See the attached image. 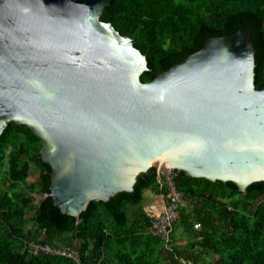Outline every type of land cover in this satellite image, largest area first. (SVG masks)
I'll use <instances>...</instances> for the list:
<instances>
[{"label":"water","instance_id":"1","mask_svg":"<svg viewBox=\"0 0 264 264\" xmlns=\"http://www.w3.org/2000/svg\"><path fill=\"white\" fill-rule=\"evenodd\" d=\"M113 0H0V137L41 141L50 200L79 220L154 168L245 195L264 183V89L250 30L209 39L147 83L145 56L101 16Z\"/></svg>","mask_w":264,"mask_h":264},{"label":"trees","instance_id":"2","mask_svg":"<svg viewBox=\"0 0 264 264\" xmlns=\"http://www.w3.org/2000/svg\"><path fill=\"white\" fill-rule=\"evenodd\" d=\"M101 21L145 56L142 83L198 52L205 41L245 26L252 34L254 86L264 89V0H113ZM40 149V139L25 126L11 123L0 137V264H264V183L243 195L231 183L175 173L185 206L165 243L151 234L152 214L137 213L147 191L166 201L154 168L137 177L131 193L91 202L76 220L52 205L50 169ZM30 164L38 179L27 186ZM34 195L40 196L36 205ZM177 231L186 235L183 248L176 246ZM58 243L77 252L79 263L30 248ZM195 253L209 262L197 263Z\"/></svg>","mask_w":264,"mask_h":264},{"label":"built area","instance_id":"3","mask_svg":"<svg viewBox=\"0 0 264 264\" xmlns=\"http://www.w3.org/2000/svg\"><path fill=\"white\" fill-rule=\"evenodd\" d=\"M175 172L161 171L157 174V179L166 190V201L163 203V208L160 213L155 212L156 208L154 205L149 206V213L152 214L150 221L151 234L158 237L163 242H169L171 234V228L179 221V210L182 206H185V201L180 192L177 191L175 186ZM45 197V196H44ZM194 230L199 229L198 224H194ZM33 251L40 252L43 254H55L61 257H67L75 260L79 263V255L77 252L67 248L60 250L57 248L45 247H30Z\"/></svg>","mask_w":264,"mask_h":264},{"label":"rangeland","instance_id":"4","mask_svg":"<svg viewBox=\"0 0 264 264\" xmlns=\"http://www.w3.org/2000/svg\"><path fill=\"white\" fill-rule=\"evenodd\" d=\"M37 179H38V170L36 169V167L33 164H30V175L26 181L27 186L31 185L33 183H36ZM39 197L40 196L34 195L35 200L33 202V205H36V203H37L36 201L39 200ZM258 202L257 201L252 202L251 206H253V208H254L255 206H257ZM30 215H31V213H29L27 216H30ZM185 237H186V235L184 233H182L181 231H177L175 233V236H174V238L176 240V246L183 248V246L186 245L185 241L187 238H185ZM57 246H59V247H57V249H60V250L67 249V243H58ZM195 257L197 258V261H196L197 263L209 262L207 258H204L202 255H198L197 253H195Z\"/></svg>","mask_w":264,"mask_h":264},{"label":"crops","instance_id":"5","mask_svg":"<svg viewBox=\"0 0 264 264\" xmlns=\"http://www.w3.org/2000/svg\"><path fill=\"white\" fill-rule=\"evenodd\" d=\"M163 203L164 200L161 196L153 193V192H145L144 193V200L141 203V205L139 206V208H137V213L139 215H148L149 212V206L154 205L156 208L157 213H160L162 211L163 208Z\"/></svg>","mask_w":264,"mask_h":264}]
</instances>
